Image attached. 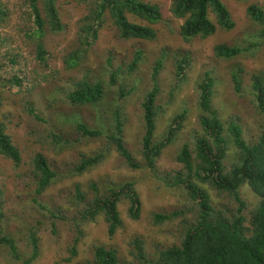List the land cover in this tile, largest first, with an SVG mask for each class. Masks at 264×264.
<instances>
[{"label":"rangeland","instance_id":"1","mask_svg":"<svg viewBox=\"0 0 264 264\" xmlns=\"http://www.w3.org/2000/svg\"><path fill=\"white\" fill-rule=\"evenodd\" d=\"M143 1L157 4L162 13L161 21L152 25L156 31L154 40L121 38L105 20L98 36L91 43L82 44L78 41V29L86 23L87 5L79 0H55L61 29H46L42 38L45 59L39 60L27 2L0 0V7L7 13L4 20L0 19V121L5 123L6 131L21 155V163L15 166L0 154V188L4 207L1 222L15 239L18 253L24 258L31 250L30 244L27 245L26 228L37 225L38 219L43 220L36 234L39 239L38 256L30 264H83L84 260H91L92 247L102 243L117 247L123 256L129 257L126 244L134 237L143 239L149 252L180 243L183 237L180 218L153 225L152 214L168 213L191 205L182 187L166 186L160 178L181 167L175 159L178 151L184 143L192 146L201 134L198 84L206 73L213 79L211 105L218 111L219 118L224 123L229 120L239 123L248 142L256 141L260 133L262 116L256 108L251 79L255 74L264 79V39L259 36L261 27L247 16L246 7L257 4L264 10V0H222L235 23L234 27L228 31L217 30L205 38L196 36L189 40L180 35L182 21L171 15L170 0ZM217 43L241 48L251 43L255 46L226 60L214 56L213 47ZM138 52L140 60L129 70ZM74 53L77 54L76 65L69 66ZM184 55L189 56L190 63L183 79L179 80L176 66ZM157 60L162 61V66L158 75L160 90L155 100L157 117L153 140H161L170 120L184 110L185 119L172 143L157 158L156 171L151 172L144 167L129 168L112 146H106L103 138L81 136L75 130V123L78 119L88 127L101 128L106 133L117 110L123 122L124 144L140 161L139 148L144 133L141 103L151 87V71ZM234 70H238L241 77L238 92L232 80ZM111 72H115L114 84L110 83ZM82 77L91 83H102L104 94L101 101L82 106L69 103L66 95ZM13 80L19 84H14ZM120 87L124 89L125 96H119ZM51 133L65 138L68 144L55 145ZM101 150L105 157L98 164L80 174L71 173L80 155H91ZM37 153L44 155L51 169L57 172V177L40 195L33 192L31 175L32 160ZM226 153L223 162L228 170L237 160V150L229 145ZM131 180L141 201L139 219L133 221L127 216L128 203L123 201L118 203L123 225L110 239L102 217L82 223L77 254L71 257L69 246L78 234L76 221H65L62 215L67 212V217L72 218L78 205L82 207L76 191L84 192V200L88 201L91 198L90 183L95 182L99 193H102L112 183ZM201 186L209 193L216 209H235L236 205L227 197L216 194L207 185ZM239 192L245 202L248 224L258 198L245 184ZM33 197L45 209L41 210L32 201ZM185 217L190 220L189 213ZM50 218H53L56 233L49 227ZM0 264H21V260L15 259L0 245Z\"/></svg>","mask_w":264,"mask_h":264},{"label":"trees","instance_id":"2","mask_svg":"<svg viewBox=\"0 0 264 264\" xmlns=\"http://www.w3.org/2000/svg\"><path fill=\"white\" fill-rule=\"evenodd\" d=\"M32 18V35L37 40V58L45 59L42 38L48 30L61 29L55 0H25ZM87 5L85 24L78 29V41L89 44L98 36V30L105 20L115 28L118 36L125 39L154 40L156 31L153 24L162 19L160 7L143 0H79ZM171 15L182 21L180 35L184 40L199 36L205 38L217 30L228 31L235 25L228 8L222 0H170ZM247 16L261 28L260 38L264 39V10L257 4L246 7ZM7 13L0 7V19L4 20ZM134 19V20H132ZM80 33H84L83 36ZM255 46L254 43L241 48L236 45L217 43L213 54L219 59H231L242 51ZM77 54L74 53L69 66L76 65ZM140 60V52L133 57L129 67L132 70ZM190 63L188 55H184L176 66V75L183 79L184 72ZM0 66H2L0 64ZM162 61L157 60L151 71V87L145 93L141 103L143 109L144 133L139 148L140 161H137L126 148L123 140V122L118 111L113 114V123L105 133L101 128H90L85 123L76 120L75 130L86 138H103L106 146H112L131 169L146 168L156 171V160L162 150L172 143L185 119V110L173 117L164 137L159 141L153 140L155 119L157 117L156 97L159 93L158 75ZM115 72H111L110 83L114 84ZM235 91L241 88V77L238 70L232 72ZM19 84L17 80L12 81ZM213 79L206 73L198 84L197 108L200 110L198 124L201 129L192 146L184 143L176 155L180 168L161 176L160 180L169 187H182L190 201V207L177 209L168 213L152 214L153 225H161L167 221L180 218L183 237L179 244L166 248H154L149 252L140 237L131 238L127 242L128 256H123L117 247L108 243L96 244L92 247L91 260L83 264H264V79L255 74L251 79V90L256 108L262 116L260 133L254 142H248L239 123L229 120L224 123L218 111L212 107ZM119 96H125L122 87ZM104 91L101 82H89L82 77L75 88L67 93L69 103L76 106L96 104L102 100ZM2 94L0 93V107ZM32 106V105H31ZM33 107V106H32ZM30 112L34 110L29 109ZM37 117V115H35ZM55 145L68 144V140L51 133ZM232 145L237 150L236 162L226 170L223 160ZM0 154L10 160L15 166L21 163L19 149L13 144L6 131V125L0 121ZM105 157L104 151H96L91 155H80L71 169L72 174H80L86 169L98 164ZM172 173V174H171ZM31 175L34 180L33 192L40 195L57 177V172L49 166L46 158L37 153L32 160ZM247 185L256 195L257 202L250 220L246 224L244 213L245 202L240 195V187ZM201 185H207L216 194L224 195L236 205L233 211L216 209L210 200L209 193ZM91 198L85 201V193L76 191L82 207L75 211L72 218L63 213L65 221H76L77 236L70 243V256H76L77 243L82 230L80 225L95 221L102 217L106 225V235L110 239L116 230L121 228L123 221L118 210V203H128L127 216L136 221L141 215V201L135 189L134 181L110 184L106 190L99 193L95 182L89 184ZM0 188V245L21 264H30L38 256L39 239L36 234L42 219L37 225L26 228L27 245L31 250L22 258L17 250L15 239L2 226L4 207ZM32 201L41 209L45 207L37 198ZM190 214V220L185 214ZM53 214V213H52ZM54 215V214H53ZM52 215V216H53ZM61 216V217H62ZM51 219L49 227L56 233V227ZM25 220V218H24ZM69 259V257H67Z\"/></svg>","mask_w":264,"mask_h":264}]
</instances>
